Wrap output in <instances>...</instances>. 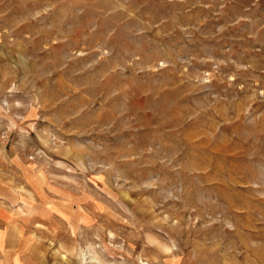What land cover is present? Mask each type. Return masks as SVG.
Instances as JSON below:
<instances>
[{
	"label": "rangeland",
	"instance_id": "374dc122",
	"mask_svg": "<svg viewBox=\"0 0 264 264\" xmlns=\"http://www.w3.org/2000/svg\"><path fill=\"white\" fill-rule=\"evenodd\" d=\"M0 235V264H264V0H0Z\"/></svg>",
	"mask_w": 264,
	"mask_h": 264
},
{
	"label": "bare ground",
	"instance_id": "6f19581e",
	"mask_svg": "<svg viewBox=\"0 0 264 264\" xmlns=\"http://www.w3.org/2000/svg\"><path fill=\"white\" fill-rule=\"evenodd\" d=\"M90 248H92V247H90ZM92 250V249H91ZM91 250L89 249V251L91 252ZM88 253V252H87ZM83 258V257H82ZM91 259H93V257L91 256ZM83 260V259H82ZM95 260V259H94ZM89 261V260H88ZM97 261H98V259H97ZM100 263V262H99Z\"/></svg>",
	"mask_w": 264,
	"mask_h": 264
},
{
	"label": "crops",
	"instance_id": "0c3cea01",
	"mask_svg": "<svg viewBox=\"0 0 264 264\" xmlns=\"http://www.w3.org/2000/svg\"><path fill=\"white\" fill-rule=\"evenodd\" d=\"M0 242H1V235H0Z\"/></svg>",
	"mask_w": 264,
	"mask_h": 264
}]
</instances>
